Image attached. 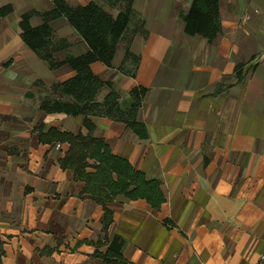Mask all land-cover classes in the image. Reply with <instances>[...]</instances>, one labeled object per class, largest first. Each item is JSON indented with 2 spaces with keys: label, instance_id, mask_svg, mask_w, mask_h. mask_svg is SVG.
Wrapping results in <instances>:
<instances>
[{
  "label": "crops",
  "instance_id": "1",
  "mask_svg": "<svg viewBox=\"0 0 264 264\" xmlns=\"http://www.w3.org/2000/svg\"><path fill=\"white\" fill-rule=\"evenodd\" d=\"M55 0H0L12 13L0 17V237L2 264H103L96 248L79 241L103 235V207L84 191L60 161L68 143L41 142L37 127L88 134L84 116L39 109L44 86L65 82L77 72L65 63L50 69L23 40L21 17L51 11ZM70 6L93 1L117 16L105 0H65ZM190 0H134L144 33L130 49L140 58L134 77L126 49L112 66L92 63L94 75L122 93L147 89L137 120L140 136L126 123L91 116L94 136L127 159L148 179L161 182L159 210L146 200L118 196L109 236L120 235L131 264H264V0H220L221 31L213 41L189 35L181 13ZM256 10L261 11L259 14ZM33 27L44 23L30 19ZM58 39L71 46L54 53L90 51L64 18L50 21ZM244 64L242 81L237 68ZM111 92L102 87L95 101ZM56 249L50 256L39 250ZM106 249H102L105 251Z\"/></svg>",
  "mask_w": 264,
  "mask_h": 264
},
{
  "label": "trees",
  "instance_id": "2",
  "mask_svg": "<svg viewBox=\"0 0 264 264\" xmlns=\"http://www.w3.org/2000/svg\"><path fill=\"white\" fill-rule=\"evenodd\" d=\"M112 8L121 7L117 16L105 10L102 4L93 1L87 6L72 7L65 0H55V8L51 11L36 10L24 13L20 27L24 42L43 60L50 69L59 68L65 63L77 72L76 76L65 81L41 86L42 96L39 98V109L47 113H65L72 116H84L88 134H73L56 128L47 131L45 127H37L41 142H63L70 149L60 164L64 169L74 173L75 180L85 183L84 191L103 207V235L97 240L79 241L71 250H76L82 244L96 248L94 256L102 259L103 264H131L124 255L127 241L120 235L109 236L108 229L114 221V213L107 206L118 196L131 200L144 199L154 209L159 210L165 202L161 190V182L148 179L143 171L137 170L125 158L117 156L104 139L94 136L95 124L91 116L106 117L126 123L140 136H145L144 125L138 122V112L142 106L147 89L136 87L130 93V104L122 108L120 100L122 93L112 83H106L98 78L91 69L94 62H102L112 66V59L119 47L126 49V59L132 61V67H122V71L134 77L138 70L140 58L132 53L130 46L133 38L144 31V20L133 8L134 0H105ZM11 5L0 8V17L12 13ZM41 16L44 23L33 27L30 19ZM64 17L75 28L80 39L88 43L90 51L80 56H69L65 62L54 58V53L71 46L69 39H58L50 26V21ZM185 22V31L189 35H201L213 41L221 31L220 0H190L187 11L181 13ZM244 64L237 68V77L242 81L246 73H242ZM109 86L111 92L103 103L95 98L99 90ZM6 242L0 237V264L6 255ZM106 249L102 251V249ZM56 249L39 250L42 256L52 255Z\"/></svg>",
  "mask_w": 264,
  "mask_h": 264
},
{
  "label": "built area",
  "instance_id": "3",
  "mask_svg": "<svg viewBox=\"0 0 264 264\" xmlns=\"http://www.w3.org/2000/svg\"><path fill=\"white\" fill-rule=\"evenodd\" d=\"M260 12H261V11H259V10H256V13H258V14H259ZM259 264H262V262H260Z\"/></svg>",
  "mask_w": 264,
  "mask_h": 264
}]
</instances>
